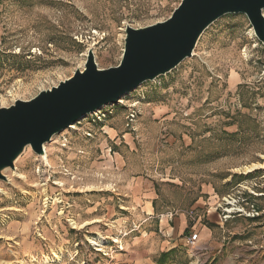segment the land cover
I'll return each mask as SVG.
<instances>
[{
	"label": "rangeland",
	"instance_id": "obj_1",
	"mask_svg": "<svg viewBox=\"0 0 264 264\" xmlns=\"http://www.w3.org/2000/svg\"><path fill=\"white\" fill-rule=\"evenodd\" d=\"M181 2L0 0V108L84 71L90 51L117 67L126 29ZM45 146L3 171L0 264H264V44L246 15L222 17L175 70ZM230 198L245 213L226 215ZM211 209L213 253L199 232Z\"/></svg>",
	"mask_w": 264,
	"mask_h": 264
},
{
	"label": "water",
	"instance_id": "obj_2",
	"mask_svg": "<svg viewBox=\"0 0 264 264\" xmlns=\"http://www.w3.org/2000/svg\"><path fill=\"white\" fill-rule=\"evenodd\" d=\"M264 0H182L172 16L142 29H126L121 63L100 70L93 51L84 71L30 101L0 108V180L15 169L27 147L39 156L62 131L108 105H116L144 83L175 70L193 52L203 33L226 15L244 14L264 44Z\"/></svg>",
	"mask_w": 264,
	"mask_h": 264
},
{
	"label": "crops",
	"instance_id": "obj_3",
	"mask_svg": "<svg viewBox=\"0 0 264 264\" xmlns=\"http://www.w3.org/2000/svg\"><path fill=\"white\" fill-rule=\"evenodd\" d=\"M204 205H206L205 202H203ZM153 210V209H152ZM206 210L200 209V215L201 217H205L206 215ZM148 215L150 216L151 213H148ZM205 220L207 221V223L202 224L201 228H200V240H201V246L202 248H206V250L208 252L213 253L214 250L216 249V242L218 240V238H215L214 236L216 235V230H218V226H217V218L215 216V214L212 212V209L210 210L209 214H207V218H205ZM164 225V224H161ZM177 226V225H175ZM163 231V233H171V229L170 231L167 230V228H165L164 226L160 227ZM176 228V227H175ZM186 220L184 219H180L179 225H178V229L176 234L179 236L181 235L183 232L186 231ZM180 231V232H179ZM164 252V250H162ZM239 259L243 258L244 261L246 260H252V259H257L258 254H254L253 256H246L244 253H242L241 251H238V256Z\"/></svg>",
	"mask_w": 264,
	"mask_h": 264
},
{
	"label": "built area",
	"instance_id": "obj_4",
	"mask_svg": "<svg viewBox=\"0 0 264 264\" xmlns=\"http://www.w3.org/2000/svg\"><path fill=\"white\" fill-rule=\"evenodd\" d=\"M227 201V204L231 206L230 209H226L224 210V212L226 213V215L230 216V214L232 213H240V214H243L245 213V208L243 207H239V206H235V203L233 202H236L233 198H230V201ZM235 207V208H233ZM248 216H250L251 214H247ZM198 239H199V235L197 233L195 234H192L190 235L189 237L186 238V245L191 247V248H194L197 243H198Z\"/></svg>",
	"mask_w": 264,
	"mask_h": 264
},
{
	"label": "bare ground",
	"instance_id": "obj_5",
	"mask_svg": "<svg viewBox=\"0 0 264 264\" xmlns=\"http://www.w3.org/2000/svg\"><path fill=\"white\" fill-rule=\"evenodd\" d=\"M44 150H45V153H46V154H44V156L45 155L47 156V146L44 147ZM2 192H3V189H2V187H0V193H2Z\"/></svg>",
	"mask_w": 264,
	"mask_h": 264
},
{
	"label": "trees",
	"instance_id": "obj_6",
	"mask_svg": "<svg viewBox=\"0 0 264 264\" xmlns=\"http://www.w3.org/2000/svg\"><path fill=\"white\" fill-rule=\"evenodd\" d=\"M164 257H166V255H164ZM163 262H160V264H162Z\"/></svg>",
	"mask_w": 264,
	"mask_h": 264
}]
</instances>
